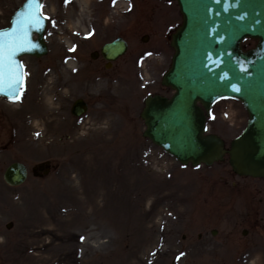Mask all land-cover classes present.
Listing matches in <instances>:
<instances>
[{
	"label": "rangeland",
	"instance_id": "1",
	"mask_svg": "<svg viewBox=\"0 0 264 264\" xmlns=\"http://www.w3.org/2000/svg\"><path fill=\"white\" fill-rule=\"evenodd\" d=\"M23 1L0 0V28ZM152 1L139 0V32L130 38L129 57L116 63L117 70L98 75L91 65H69L78 49L93 44L81 28L92 21L84 13H96L93 0H43L48 55L24 58L27 83L19 102L0 100V264H217L199 257V243L184 242L183 235L238 227L227 220L253 206L244 204L249 198L234 203L235 185L256 188V201L264 196V179L234 177L227 161L210 168L181 166L143 137L146 96L172 94L161 79L174 53L171 33L182 20L174 2L157 9L162 1L157 8L148 6ZM150 17L155 30L144 23ZM98 26L97 43L110 29ZM80 96L90 108L78 118L70 110ZM105 116L113 120L111 134L104 136ZM247 118L240 103L222 100L209 131L230 143ZM117 146L126 155H118ZM14 161L30 170L50 161L53 168L42 178L30 173L13 188L3 173ZM228 259L220 264H232Z\"/></svg>",
	"mask_w": 264,
	"mask_h": 264
},
{
	"label": "water",
	"instance_id": "2",
	"mask_svg": "<svg viewBox=\"0 0 264 264\" xmlns=\"http://www.w3.org/2000/svg\"><path fill=\"white\" fill-rule=\"evenodd\" d=\"M183 23L173 35L175 49L171 69L163 84L175 94L146 99L142 118L146 124L144 136L176 157L183 164L212 165L223 161L226 153L233 170L244 176L264 177V0H176ZM40 4V0H38ZM31 9L29 0L13 17L5 33L24 28L27 40L11 58L13 72L18 70L20 82L10 88L7 76L0 84V95L15 98L23 83L22 55L41 57L47 53L44 32L47 21L25 24ZM39 35L34 39V34ZM246 37L259 40L256 48L243 52L241 41ZM124 45L118 41L113 50L122 54ZM7 61L0 73H7ZM222 98L242 101L249 114L246 129L225 150L224 141L216 135H205L207 112ZM80 102L75 113L81 114ZM14 185L26 179L24 165L15 163L5 174Z\"/></svg>",
	"mask_w": 264,
	"mask_h": 264
},
{
	"label": "flooded vegetation",
	"instance_id": "3",
	"mask_svg": "<svg viewBox=\"0 0 264 264\" xmlns=\"http://www.w3.org/2000/svg\"><path fill=\"white\" fill-rule=\"evenodd\" d=\"M121 17H124L123 13H121ZM131 21L132 24L127 27V33L134 35L137 31L133 29L132 25L137 24L138 15H133ZM250 45L251 42L249 41L244 44L245 47H249ZM98 48L99 46L96 47V49ZM83 56L84 58L87 57L85 54ZM87 59L92 61L91 57H87ZM93 62L104 64L105 60L100 55H97V58ZM260 213L256 208L247 207L242 211L241 217L237 219L238 227H232L228 230V233L213 234L211 232L209 234L208 232L211 229H208L199 231L203 234L198 232L197 239L193 235L190 237L186 234L184 240L199 242L197 245L199 249L196 250V254L199 257L213 259L221 257L239 258L241 259L240 263L246 262L247 264L261 259L262 264V262L264 263V225L263 220L259 217ZM247 222L252 223L254 227L249 226L247 231L239 233V227L245 225ZM251 228L256 229L258 232L251 233Z\"/></svg>",
	"mask_w": 264,
	"mask_h": 264
},
{
	"label": "snow or ice",
	"instance_id": "4",
	"mask_svg": "<svg viewBox=\"0 0 264 264\" xmlns=\"http://www.w3.org/2000/svg\"><path fill=\"white\" fill-rule=\"evenodd\" d=\"M42 7L38 3V0H29V8L31 11L28 17L23 23L25 24H39L40 23V12L39 9ZM27 40V31L23 27L20 29L13 30L12 33H5L3 38H0V66L4 65L7 61V73H0V84L4 82L5 75L7 76V83L10 88L15 87L20 82V75L18 70L13 72L11 68V58L15 54V50L22 47Z\"/></svg>",
	"mask_w": 264,
	"mask_h": 264
},
{
	"label": "bare ground",
	"instance_id": "5",
	"mask_svg": "<svg viewBox=\"0 0 264 264\" xmlns=\"http://www.w3.org/2000/svg\"><path fill=\"white\" fill-rule=\"evenodd\" d=\"M69 65L70 66H74V63H73V61H70L69 62ZM105 95H107L106 93H105ZM115 97V96H114ZM108 103H109V101H108ZM106 117V121H107V124L109 123V125L107 126V127H105L104 128V132L102 133V134H104V136L105 135H109V134H111V131H112V128L110 127V124L112 123V120L113 119H111L110 117H108V116H105ZM105 140H108V139H104V141ZM109 150V149H108ZM116 152H117V154L118 155H126V150H125V147L124 146H117V148H116Z\"/></svg>",
	"mask_w": 264,
	"mask_h": 264
}]
</instances>
